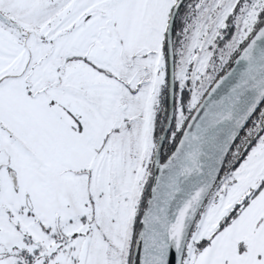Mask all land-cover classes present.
<instances>
[{"label": "snow or ice", "instance_id": "6c2138e0", "mask_svg": "<svg viewBox=\"0 0 264 264\" xmlns=\"http://www.w3.org/2000/svg\"><path fill=\"white\" fill-rule=\"evenodd\" d=\"M0 264H264V0H0Z\"/></svg>", "mask_w": 264, "mask_h": 264}]
</instances>
